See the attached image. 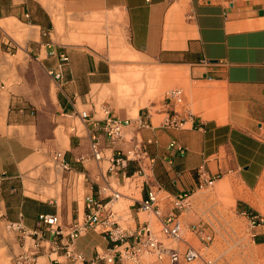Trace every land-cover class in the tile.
<instances>
[{"label": "crops", "instance_id": "0c3cea01", "mask_svg": "<svg viewBox=\"0 0 264 264\" xmlns=\"http://www.w3.org/2000/svg\"><path fill=\"white\" fill-rule=\"evenodd\" d=\"M65 11L120 16L131 52L169 76L183 75L184 107L195 109L192 116L181 128L162 127L171 113L163 97L134 107L131 116L117 103L114 88L102 93L110 81L114 85L113 73L110 78L109 65L86 43L75 42L64 28L59 33L63 25L55 18ZM104 109L112 117L147 124L127 128L115 145L125 150L142 142L151 159L138 177V165L128 162L126 174L141 187L124 197L123 212L132 218L124 225L147 221L154 226L151 216L141 219L138 210L152 184L173 197L187 194L189 200L199 188V168L214 182L236 181L235 210L252 214V191L264 171V0H0L1 222L31 229L39 214L48 213L66 226L84 207L75 209V177L82 178L83 198L92 194L102 202L108 200L104 186L124 185L127 179L111 177L107 170ZM83 110L87 120L78 116ZM92 134L99 137L101 160L89 156ZM172 140L186 150L169 147ZM49 163L60 169L59 181L54 169L51 179ZM254 234L264 242L263 232ZM42 238L46 246L49 232ZM28 243L16 232L14 241L0 248V264H13ZM110 245L94 229L75 241L86 258ZM40 258H46L40 264H55L52 258L69 263L63 252L51 254L47 247L39 250L37 264Z\"/></svg>", "mask_w": 264, "mask_h": 264}, {"label": "built area", "instance_id": "2783aa9c", "mask_svg": "<svg viewBox=\"0 0 264 264\" xmlns=\"http://www.w3.org/2000/svg\"><path fill=\"white\" fill-rule=\"evenodd\" d=\"M68 57L63 55L62 60L67 61ZM51 73V71H49ZM54 74V73H52ZM59 74H54L59 78ZM163 100L168 116L162 121L161 126L166 128H181L185 121L192 116L190 109L185 108L184 93L180 87H172L163 93ZM82 120H87L89 114L83 110L78 113ZM102 131L110 143L108 159V173L111 177L129 179L131 182L138 181L126 174V167L129 161L138 165L136 176L145 175L151 159L148 157L147 148L142 142L136 141L125 150L115 145L122 140L127 128L147 127V124L138 118H118L109 115V110L104 109L102 117ZM169 147L175 148L183 153L186 148L172 140ZM95 160L103 158L99 137L91 135L90 154ZM60 167L68 169L66 163ZM199 188L211 186L215 177L209 178L201 168L197 170ZM135 189L140 188L139 182L135 183ZM106 194L108 200L102 202L92 194H86L83 198V211L81 216L66 226L61 224L57 214H39L35 226L31 229L25 228L19 222H5V228L11 233H20L23 239H28L26 248L13 257L14 264H37V254L43 247H47L51 254L63 252L68 259V264H187L201 258V251L195 248L184 234L186 231L199 239L206 247L212 240L211 233L200 223H186L183 214L189 209L187 194L177 197L170 196L163 192L157 184L149 186L147 196L139 203V211L150 215L155 219L156 228L151 227L147 221L137 225L128 226L123 222L132 219L129 213H118L114 203L120 198L121 193L115 190L112 185L107 184L101 190ZM252 228L262 221L259 214H246ZM98 230L111 245L103 250L86 258L75 249V241L87 231ZM49 232L50 239L43 244V233ZM55 264H62L56 258H52ZM211 264V261H207Z\"/></svg>", "mask_w": 264, "mask_h": 264}, {"label": "rangeland", "instance_id": "374dc122", "mask_svg": "<svg viewBox=\"0 0 264 264\" xmlns=\"http://www.w3.org/2000/svg\"><path fill=\"white\" fill-rule=\"evenodd\" d=\"M52 2L57 3V0H52ZM56 21L63 25L59 33H63L64 28L65 33H68L71 38H75V42L86 43L93 53L105 60V63L109 65L110 78L113 72H116L122 79L136 77V82L133 83L134 89L131 92L121 89L117 92L111 81L102 91V93L109 94L113 92L114 88L117 103L120 106H127L131 116L136 115L134 107L149 105L161 99L167 89L180 87L183 90L185 88L182 82L183 75L179 78L178 74L169 76L159 67L147 62L144 56L128 49L120 16L115 17L109 13H70L65 11L63 15L56 16ZM157 89H160V92ZM191 110L195 112V109L191 108ZM49 168L51 179H54L52 163H49ZM41 170L42 167L37 170L35 175H38ZM54 170L57 172L59 181L61 171L59 168ZM137 182H131L128 179L122 187L115 186L122 195L114 203V208L118 213L125 210L128 201L124 197L131 195ZM81 183L82 178L75 177V209L79 205L80 212L84 193ZM234 187H237L234 180L229 183L217 181L211 186L198 188L189 199V209L183 214L185 221L203 224L211 233L212 240L204 247L199 239L186 231L185 238L201 251V258L187 264H207L208 260L211 261V264H264V242L260 243L254 234L255 232L264 233V171L252 191L253 213L259 214V217L262 218V221L254 228L250 226L246 215L235 210V198L239 194L234 191ZM43 190L46 191L44 188ZM57 191H59V184ZM53 192L52 189L49 190V193ZM140 216L141 219L148 217L144 213H141ZM151 219L156 228L155 219L153 217ZM14 238L15 233L8 232L5 222L0 221V248L8 242L14 241ZM44 261L46 258H40L39 264Z\"/></svg>", "mask_w": 264, "mask_h": 264}, {"label": "bare ground", "instance_id": "6f19581e", "mask_svg": "<svg viewBox=\"0 0 264 264\" xmlns=\"http://www.w3.org/2000/svg\"><path fill=\"white\" fill-rule=\"evenodd\" d=\"M112 80H113L114 85L119 87V90L121 89V90L126 91V92H131L134 89L133 83H134V81L136 82V77H127L126 79H122V78H120V76L116 72H113ZM159 92H160V90H159ZM144 104H146V103H144Z\"/></svg>", "mask_w": 264, "mask_h": 264}]
</instances>
